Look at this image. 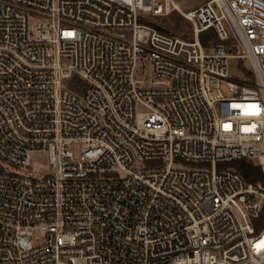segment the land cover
<instances>
[{
	"label": "built area",
	"instance_id": "1",
	"mask_svg": "<svg viewBox=\"0 0 264 264\" xmlns=\"http://www.w3.org/2000/svg\"><path fill=\"white\" fill-rule=\"evenodd\" d=\"M263 221L264 0H0V264H264Z\"/></svg>",
	"mask_w": 264,
	"mask_h": 264
},
{
	"label": "rangeland",
	"instance_id": "2",
	"mask_svg": "<svg viewBox=\"0 0 264 264\" xmlns=\"http://www.w3.org/2000/svg\"><path fill=\"white\" fill-rule=\"evenodd\" d=\"M207 1L208 0H175V2L178 3L180 8L185 11L194 9ZM151 21L166 30V32L158 31L157 33L161 37L155 36V40L157 39L160 40V38H163L164 41H168L176 45L177 42L175 40H180V41L187 40L186 38L187 37L190 38L191 36V33H192L191 24L187 22L183 18V16L178 12H172L171 14L167 16H162V17H151ZM183 35H185L186 38ZM227 44L229 43L227 42ZM177 45L179 46L180 44H177ZM166 46H168L170 49L174 48L172 46H169V44ZM181 48H182V51L187 55L186 57L190 58V57L196 56L197 51L194 47L181 45ZM175 49L178 50L176 46H175ZM239 64H240L239 60H231L230 70H229V74L231 77L237 78V79L244 78L245 74L239 67ZM136 79L139 81L149 80L150 79L149 67L145 66L144 68L143 67L140 68L137 71ZM65 84H67L66 81H65ZM142 85L148 86L147 84H142ZM221 109L223 110L224 107H222ZM31 166L37 172L36 175L38 178L43 177L47 173L50 172L47 157L45 154H33L32 160H31ZM7 168L8 170L13 171V172H22L19 169L14 168V167H7ZM263 226H264V221H263Z\"/></svg>",
	"mask_w": 264,
	"mask_h": 264
},
{
	"label": "trees",
	"instance_id": "3",
	"mask_svg": "<svg viewBox=\"0 0 264 264\" xmlns=\"http://www.w3.org/2000/svg\"><path fill=\"white\" fill-rule=\"evenodd\" d=\"M140 21L142 23H144L145 25H147V26H149V27H151L157 31L166 32L165 29H163L162 27L153 23L151 21V17L142 18ZM183 36L186 38L185 35H183ZM186 39H189V38L187 37ZM227 165H231V166L236 167L239 171H241V173H243L245 175V177L248 181H255L261 177V174L259 172V168L253 166L251 163H247L244 160L230 162V163H227Z\"/></svg>",
	"mask_w": 264,
	"mask_h": 264
},
{
	"label": "water",
	"instance_id": "4",
	"mask_svg": "<svg viewBox=\"0 0 264 264\" xmlns=\"http://www.w3.org/2000/svg\"><path fill=\"white\" fill-rule=\"evenodd\" d=\"M208 39H209V33H204L203 35H201L200 37L201 44L203 46L206 45Z\"/></svg>",
	"mask_w": 264,
	"mask_h": 264
}]
</instances>
